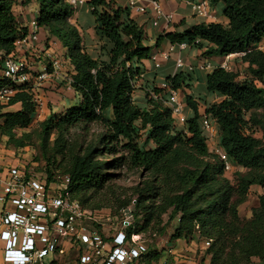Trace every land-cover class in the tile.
Returning a JSON list of instances; mask_svg holds the SVG:
<instances>
[{
  "label": "trees",
  "instance_id": "16d2710c",
  "mask_svg": "<svg viewBox=\"0 0 264 264\" xmlns=\"http://www.w3.org/2000/svg\"><path fill=\"white\" fill-rule=\"evenodd\" d=\"M208 1L213 7L223 5L228 26L201 23L182 32H166L157 38L156 47L165 41L173 46L189 45L203 49L202 55L208 58L246 53L242 59L262 87L254 81H240L226 68H215L205 77V92L221 99L208 104L204 101L202 112L198 99L204 97L191 93L196 72L181 69L168 74L167 86L181 93L184 90L186 110L192 111L181 124L167 106L170 93L150 90V108L136 104L137 83L148 72L143 62L151 61L153 54L152 47L145 44L144 28L131 17L134 12L129 6H118L115 0L86 3L96 19L99 38L106 41V59H95L88 53L79 29L70 23L77 10L70 0H38L37 25L67 50L66 58L74 68L71 86L81 101L42 122L41 156L33 155V162L39 164L37 171L48 183H60L57 177L69 176L73 199L93 212L113 208L109 197L116 196L118 188L108 185L117 178L111 171L130 161L153 179L137 192L136 213H144V224L137 227L135 219L129 235L148 232L172 210L180 215L172 238L193 240L200 235L208 239L211 264H252L253 259L264 264V143L248 133L251 122L262 121L245 118L247 113L264 108V52L255 48L264 43V0ZM17 4L15 0H0V70L6 58L19 56L17 42L29 34L16 19ZM34 94L33 87L21 85L7 106L19 104L18 111L5 112L7 107L0 105V137L10 151L29 144L30 135L19 136L18 131L30 128L35 120ZM204 115L215 122L219 145L232 165L247 170L238 188L214 153L215 142L206 137ZM95 124L104 132L89 140ZM75 129H80L81 135L73 134ZM142 132L145 149L137 141ZM120 149L127 150L130 157L106 161L108 156H117ZM253 186L262 188L263 193L253 217L245 221L238 207ZM116 201L120 209L131 205L120 196ZM161 258L160 253L148 248L143 264L158 263Z\"/></svg>",
  "mask_w": 264,
  "mask_h": 264
},
{
  "label": "built area",
  "instance_id": "2783aa9c",
  "mask_svg": "<svg viewBox=\"0 0 264 264\" xmlns=\"http://www.w3.org/2000/svg\"><path fill=\"white\" fill-rule=\"evenodd\" d=\"M187 1L197 17L216 20L208 0ZM127 3L135 14L149 17L154 27L162 22L169 25L176 18V14L164 11L159 0H127ZM70 4L78 9L86 2L70 0ZM31 24L35 29L38 27L36 18ZM37 40L36 32L29 33L17 42V51ZM180 47L183 49L185 45ZM168 58L167 54H157L151 61L159 69L162 60ZM226 65L224 62L221 67L226 68ZM51 66V73L44 67V71L36 76L34 64L27 54L6 58L0 70V105L9 106L18 86L28 85L37 92L42 83L53 80L61 71L62 62L53 60ZM175 66L176 70L195 71L194 66L186 67L181 57L176 59ZM71 83L69 80V89H72ZM34 102L36 117H39V109L44 107L45 100L36 93ZM166 103L174 117L181 124L185 123L186 103L182 93L172 90ZM202 128L208 139H216L217 126L206 115L203 116ZM19 151H10L6 145L0 144V264H143L148 246L140 234H128L135 223L131 208L123 210L124 218L120 222L105 228L100 217L102 211L92 212L73 199L68 189L69 176L57 177L60 183H48L44 174L38 173V163H27L21 156L16 157ZM214 153L227 174L235 169L219 141H215ZM105 220H112V216ZM164 264L177 263L166 259Z\"/></svg>",
  "mask_w": 264,
  "mask_h": 264
},
{
  "label": "rangeland",
  "instance_id": "374dc122",
  "mask_svg": "<svg viewBox=\"0 0 264 264\" xmlns=\"http://www.w3.org/2000/svg\"><path fill=\"white\" fill-rule=\"evenodd\" d=\"M18 5H26L29 7L30 16L35 15V10L37 11L38 0H21L17 1ZM15 13L18 14L17 9ZM38 15V14H37ZM264 52V43L255 47ZM242 54L234 56L230 60L225 61L227 63L226 69L233 71L239 77L240 81H254L259 87H262V83L254 76L252 70L249 68V65L245 63L242 59ZM224 62L221 64L223 65ZM164 67L159 69L155 67H149L147 73H154L152 78H144L142 81L137 83V91L135 93V101L141 108H150V90L160 89L164 93H170L173 89H170L167 86L165 81V76L163 74ZM198 81V80H197ZM50 84L48 87H41L40 92H35L40 94L44 100V107L39 109V117H35V120L32 126L26 130L18 131V135H24L25 133L30 135L29 144L25 147V150H21L16 154V157L19 155L21 159L25 162L33 161V155L41 156L40 142L42 137V122L48 117L47 113L55 111L56 108H59V114L65 112V110L71 106H77L78 104L73 102L74 95L72 90H67V81L63 80L60 85L54 83V79L48 81ZM200 82V80H199ZM64 90H61V88ZM198 91L197 97L201 98V110L202 112L205 109L204 101L208 103L220 101V97L212 96L207 94L205 90ZM184 90L182 91V94ZM152 97V96H151ZM68 101L71 104H67ZM62 103H66V106ZM10 107H7V109ZM247 121H250L252 118H256L258 121H262L261 124H255L251 122V129H248V133L254 136L257 139H260L264 143V108L256 110L251 113H247L245 116ZM104 132L102 126L95 124L91 126L89 133V140L100 136ZM73 134L81 135L82 131L80 129H75L72 131ZM145 138L144 133H141L140 138L137 140L140 148L145 149ZM55 136L52 137L51 142L53 143ZM6 141V140H4ZM0 137V144L5 146L4 142ZM152 148V146H148ZM23 149V148H22ZM120 157H130L129 153L125 149H120L119 154L115 157L108 156L106 161H113L115 158ZM19 158V157H18ZM64 169V168H63ZM117 176L113 181L108 185L109 187H116L117 194L116 196L110 195V201L113 205L112 209L104 208L100 214V217L103 218L102 222L105 225V228L113 226L114 223L120 222L124 218L123 210L120 209V203L116 201V197L120 196L122 201L130 200L131 205L128 208H131L133 216L137 221V227H140L144 224V213H136V204L135 201L138 199L137 192L144 188L147 182L153 179L152 175L144 171L139 166L133 165L130 161L127 162L121 169H114L111 171ZM247 172L246 169L242 170L235 168L227 174L233 182V186L238 188L241 182V176ZM39 173V172H38ZM263 193L262 188L259 186H253L246 197L244 203L239 205L238 211L242 220H250L253 217V212L259 207V197ZM112 216V220L106 221V217ZM138 215V216H137ZM180 215H174L172 210H169L162 219L155 224V227H151L148 232H144L141 235L142 240L145 245L148 246L150 252H157L161 255V260L158 263L153 264H164L165 260L168 259L169 262H174L173 258L175 255H193L197 264H211V255L207 254V249L210 247L208 245L209 240L201 238L200 235H196L193 240H175L173 239L174 232L179 225ZM108 233V232H107ZM252 264H260L259 260L253 259Z\"/></svg>",
  "mask_w": 264,
  "mask_h": 264
},
{
  "label": "crops",
  "instance_id": "0c3cea01",
  "mask_svg": "<svg viewBox=\"0 0 264 264\" xmlns=\"http://www.w3.org/2000/svg\"><path fill=\"white\" fill-rule=\"evenodd\" d=\"M86 3L89 0H85ZM109 1V0H108ZM21 2V0L19 1ZM162 5V8L166 13H174L176 14L175 20L167 25L162 22L159 26L154 27L147 16L137 15L135 13L131 14V17L135 19L140 26L144 28L146 33V46L152 47V54H167L169 58L167 60H162L161 67H164L163 74H172L174 75L177 70L175 66V61L177 58L181 57L187 67V65H191L195 67V78L198 80L193 84L192 92L193 95L197 94L198 91L205 90L206 84V75L213 72L215 68H222L221 64L228 59V57H204L202 54L204 52L203 49L195 48L189 45H185L182 49L179 45L173 46L169 42L165 41L161 45L160 48L156 47L157 38L166 32H173L175 30L184 31L188 27L198 25L201 23H220L225 26H228V20L223 16V5L219 4L216 7H213L216 20H206L200 17H197L192 10L191 5L187 0H159ZM116 5L126 7L128 6L127 0H115ZM39 3L37 4V11L35 10V15L30 16L29 7L26 5H18L15 9H17L18 14H16V19L23 27L28 29L29 33L36 32L38 34V40L32 42L29 47H23L19 49V55L27 54L29 59L34 64V73L38 74L41 71H44V67L48 69V72L51 73L53 71L51 63L53 60L59 59L62 62V69L58 73L57 76L54 77V83L60 85L63 80L67 81V90H72L74 95L73 102L79 104L81 98L79 94H77L73 89H69V80L74 74V68L71 65L68 58H66L67 50L63 47L62 43L54 37H51L48 31L45 28L37 27L36 29L32 26V21L36 18L38 14ZM70 23L76 26L82 37L85 44V47L88 53L95 59L105 58L106 52L103 50V47L106 45V41L101 40L97 34V24L96 19L91 13L90 7L85 4L80 6L70 20ZM108 48V47H107ZM143 66L149 70V67H155V64L152 61H144ZM154 73H147L146 78H152ZM200 80V82H199ZM50 83L45 81L42 83V86L48 87ZM41 86V87H42ZM40 88L38 92H40ZM61 90H64L62 87ZM196 96V95H195ZM183 100L185 102V96L182 94ZM198 99V98H197ZM199 104L201 101L198 99ZM63 106H66V103H62ZM67 104H71L68 101ZM20 105H15L10 108H6L5 112H16L20 109ZM73 107V106H71ZM69 107V108H71ZM67 108V109H69ZM201 109V108H200ZM52 113H59V108H56L55 111L47 113L49 116ZM186 116H192V111L190 109H185ZM4 141L5 139L2 138ZM212 141H219V135L216 136V139H212ZM5 142V141H4ZM9 154H12L11 152ZM1 245V243H0ZM174 262L177 264H197L193 255H175L173 258Z\"/></svg>",
  "mask_w": 264,
  "mask_h": 264
}]
</instances>
